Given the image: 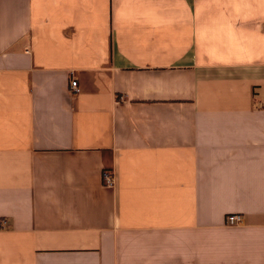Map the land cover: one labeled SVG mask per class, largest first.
Segmentation results:
<instances>
[{
  "label": "crops",
  "instance_id": "crops-1",
  "mask_svg": "<svg viewBox=\"0 0 264 264\" xmlns=\"http://www.w3.org/2000/svg\"><path fill=\"white\" fill-rule=\"evenodd\" d=\"M0 264H264V0H0Z\"/></svg>",
  "mask_w": 264,
  "mask_h": 264
},
{
  "label": "built area",
  "instance_id": "built-area-1",
  "mask_svg": "<svg viewBox=\"0 0 264 264\" xmlns=\"http://www.w3.org/2000/svg\"><path fill=\"white\" fill-rule=\"evenodd\" d=\"M70 89L73 94L79 92L78 85L75 80H71ZM114 178L111 173L104 171L103 172V186L107 188H112L114 186ZM243 222V218L239 214L229 215L225 218V225L227 226H239Z\"/></svg>",
  "mask_w": 264,
  "mask_h": 264
}]
</instances>
